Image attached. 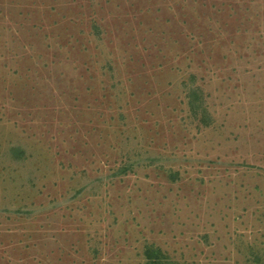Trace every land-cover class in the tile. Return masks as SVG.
<instances>
[{
    "label": "rangeland",
    "instance_id": "obj_1",
    "mask_svg": "<svg viewBox=\"0 0 264 264\" xmlns=\"http://www.w3.org/2000/svg\"><path fill=\"white\" fill-rule=\"evenodd\" d=\"M0 264H264V0H0Z\"/></svg>",
    "mask_w": 264,
    "mask_h": 264
},
{
    "label": "trees",
    "instance_id": "obj_2",
    "mask_svg": "<svg viewBox=\"0 0 264 264\" xmlns=\"http://www.w3.org/2000/svg\"><path fill=\"white\" fill-rule=\"evenodd\" d=\"M147 254L149 255V257H151L150 250L147 252Z\"/></svg>",
    "mask_w": 264,
    "mask_h": 264
}]
</instances>
